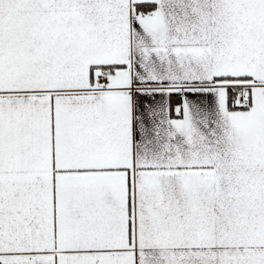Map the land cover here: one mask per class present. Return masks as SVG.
I'll return each mask as SVG.
<instances>
[{
  "label": "snow or ice",
  "instance_id": "snow-or-ice-1",
  "mask_svg": "<svg viewBox=\"0 0 264 264\" xmlns=\"http://www.w3.org/2000/svg\"><path fill=\"white\" fill-rule=\"evenodd\" d=\"M0 264H264V0H0Z\"/></svg>",
  "mask_w": 264,
  "mask_h": 264
}]
</instances>
